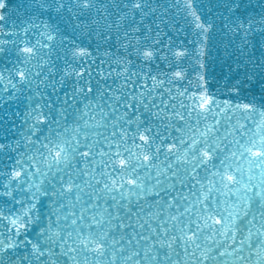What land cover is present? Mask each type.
<instances>
[{"label": "water", "instance_id": "obj_1", "mask_svg": "<svg viewBox=\"0 0 264 264\" xmlns=\"http://www.w3.org/2000/svg\"><path fill=\"white\" fill-rule=\"evenodd\" d=\"M0 264H264V0H0Z\"/></svg>", "mask_w": 264, "mask_h": 264}, {"label": "snow or ice", "instance_id": "obj_2", "mask_svg": "<svg viewBox=\"0 0 264 264\" xmlns=\"http://www.w3.org/2000/svg\"><path fill=\"white\" fill-rule=\"evenodd\" d=\"M192 15L193 16H196L197 21H199V17H198V15L195 12H193ZM196 27L202 28L205 32L209 31L210 28H211L210 25H205L202 22H198L197 25H196Z\"/></svg>", "mask_w": 264, "mask_h": 264}]
</instances>
